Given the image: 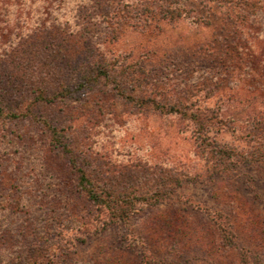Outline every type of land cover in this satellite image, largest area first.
Wrapping results in <instances>:
<instances>
[{"label": "rangeland", "instance_id": "374dc122", "mask_svg": "<svg viewBox=\"0 0 264 264\" xmlns=\"http://www.w3.org/2000/svg\"><path fill=\"white\" fill-rule=\"evenodd\" d=\"M253 1L179 0L169 19L143 7L163 0H115L92 21L93 38L105 59L135 70L137 95L220 112L233 129L212 125L210 138L247 151L264 146V0ZM75 2L0 0V52L33 24L72 21ZM40 112L69 138L89 129L85 141L114 159L171 168L181 185L102 227L105 212L47 130L29 117L0 118V264H25L30 253L49 264H264V160L218 171L189 119L135 107L107 85ZM219 227L233 230L234 245Z\"/></svg>", "mask_w": 264, "mask_h": 264}, {"label": "trees", "instance_id": "16d2710c", "mask_svg": "<svg viewBox=\"0 0 264 264\" xmlns=\"http://www.w3.org/2000/svg\"><path fill=\"white\" fill-rule=\"evenodd\" d=\"M114 1L76 0L72 21L29 25L31 28L19 31L15 41L0 52V118L29 117L47 130L50 141L67 155L76 185L97 209L105 212L102 227L127 221L138 209L168 200L176 194L181 178L169 167L141 159L117 160L93 148L92 142L85 141L90 136L89 129L80 133L84 140L69 138L53 116L40 112L45 106L52 108L59 102L81 104L87 93L107 85L135 107L189 119L199 151L209 157L218 171L264 160V146L239 151L210 138L208 132L212 125L233 129L232 119L220 112L206 114L203 109L187 106L179 98L172 103H162L154 97L136 94L134 83L139 78L135 70L105 59L93 38L92 21L95 16L108 13ZM217 1L254 7L253 0ZM143 7L145 11L158 9L169 19L180 15L179 0H163V4L153 7L145 2ZM218 232L225 244H235L233 230L227 232L219 227ZM33 257L34 254H28L25 264H49L48 260ZM9 264L23 263L9 260Z\"/></svg>", "mask_w": 264, "mask_h": 264}]
</instances>
